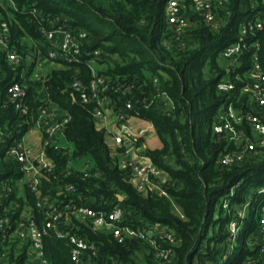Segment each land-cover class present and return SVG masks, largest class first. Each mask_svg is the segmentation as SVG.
<instances>
[{
  "label": "trees",
  "instance_id": "16d2710c",
  "mask_svg": "<svg viewBox=\"0 0 264 264\" xmlns=\"http://www.w3.org/2000/svg\"><path fill=\"white\" fill-rule=\"evenodd\" d=\"M167 1L12 0L0 5V24H9L11 44L23 58L25 39L46 44L39 32L40 20L32 15L34 9L88 33L81 63L52 71L41 89L22 79V65L11 64L0 52V216L14 204L10 213L14 223L31 208L38 225H43L37 199L20 184L23 174L19 165L7 158V151L35 126L44 104L41 94L48 95L70 116L64 135L74 147V158L91 159L92 168L89 177L75 170L66 177L70 156L51 150L55 173L51 181L43 183V190L51 188L54 192L59 184H74L78 204L108 213L119 206L124 211L121 225L146 234V239H118L107 229L94 230L90 221H77L71 234L97 249V264H162L155 257L156 238L147 234L151 224L164 225L175 235L173 252L178 264H251L259 257L262 240L259 211L264 207V194H260L264 187V153L234 167H222L221 155L233 146L214 134V125L219 111L233 98L217 88L224 77L234 81L227 61L220 55L223 49L245 42L240 73L251 68L255 52L264 72V30L246 37L240 30L242 23L264 10V0H230L227 9L220 10L224 27L219 31L205 26L191 10L192 0H187L186 13L197 25L183 33L181 41L176 40L166 22ZM97 50L99 56L89 55ZM92 58L105 66L98 72L112 85L122 81L133 85L127 96L113 91L107 96L116 113L138 116L154 126L162 146L148 149L146 154L167 173L169 182L164 189L169 197L141 192L130 182V168L121 166L112 155L106 131L94 118L97 102L82 101L80 92L71 87L75 80L85 87L90 85L94 77L88 62ZM24 81L29 86L23 101L28 115H21L7 95L9 86ZM128 100L133 101V109H127ZM247 101L243 96L237 106ZM245 205L247 216L234 251L229 248V224ZM30 247L29 240L5 241L0 232V264H28ZM44 254L48 264H75L70 246L52 232L45 236Z\"/></svg>",
  "mask_w": 264,
  "mask_h": 264
},
{
  "label": "built area",
  "instance_id": "2783aa9c",
  "mask_svg": "<svg viewBox=\"0 0 264 264\" xmlns=\"http://www.w3.org/2000/svg\"><path fill=\"white\" fill-rule=\"evenodd\" d=\"M2 1L12 3V0ZM186 2L187 0H168L165 6L166 22L176 35L177 41H181V38L184 37L183 33L197 25V22L191 20L186 13ZM229 3L230 0H192L191 10L205 26L213 31H219L224 27L220 10L227 9ZM32 15L40 20L39 32L46 40V44H43L49 60L63 65L81 63L83 47L88 39L86 31L70 28L58 17L45 15L37 9L32 11ZM43 22L45 24H42ZM240 30L242 37L258 30H264V10L257 12L242 23ZM184 45V42H181L182 48ZM246 49L245 42H238L228 45L220 54L227 61L228 72L234 75V81L231 77H224L217 85L221 93L233 96L227 107L219 111L214 125V134L220 140L224 139L233 146L231 150L224 152L220 157L219 164L225 168L234 167L250 157L264 153V72L259 63L258 52H255L252 55L251 68L244 74L240 73V69L244 68L240 56ZM0 52L4 53L7 60L15 66L24 63L23 57L11 44L9 24L5 21L0 24ZM100 54L98 50L89 53L94 57ZM94 59L92 58L88 62L94 77L90 85L85 87L80 80H75L71 87L80 92L82 101L97 102L93 115L99 124L107 118L104 111L105 106H110L114 111L112 101L107 93L113 91L120 96H127L132 93L134 87L126 81L112 85L94 67ZM47 80L48 77L45 82ZM154 82L157 84L156 80ZM28 90L29 86L25 81L23 83L15 82L7 89L8 97L16 103V108L21 115L29 113L28 107L23 103ZM243 96H247L248 101L244 105L237 106ZM126 107L133 109V101L128 100ZM117 119L114 131L104 130L108 136L107 143L114 147V156L120 165L130 168V182L141 192H158L162 196L169 197L167 190L164 189V185L169 182L168 175L147 156L148 149L142 141L147 136L148 130L153 129L154 126L151 124L148 128L136 131L130 120L141 119L138 116L117 113ZM69 122L70 116L56 118V114L49 108L48 103L44 102L39 108L35 126L14 142L7 151V158L15 161L23 174L20 184L26 186L35 195L36 207L43 212L44 221L40 227L31 212L32 209L29 208L14 223L10 213L15 206L11 204L0 216V232L5 241L10 242L16 239L30 241V251L32 250L34 253V260L32 257L29 259L30 262L33 261L31 264H48L44 256V240L50 232L67 242L75 264H97L94 260L98 255L97 249L90 246L84 238L71 234V230L76 229V222L80 220L90 221L94 230L107 229L118 239H122L124 236H140L146 239V234L142 230H134L121 225L124 211L119 206L108 213L78 204L75 199L78 193L74 184H59L54 192L51 188L43 190V183L51 181V177L55 173V163L50 155L51 150L70 156L66 177L73 170L83 173L84 177H89L88 172L92 168L91 161L74 158V147L63 144L66 140L64 131ZM32 129H36L40 133L41 144L39 147L32 146L26 139ZM80 164L82 166L78 170L77 165ZM260 194H264V187L260 189ZM225 207L228 208L227 202H225ZM247 209L248 205L239 209L236 218L232 219L229 224V248L231 250L237 249L236 245L243 221L247 216ZM259 212L262 240L258 249L259 257L251 264H264V207ZM156 226L159 224H151L147 231V234L151 233L156 238L153 242L156 247L155 257L162 264H178L173 252V246L176 244L175 235L168 230L162 232L154 230Z\"/></svg>",
  "mask_w": 264,
  "mask_h": 264
},
{
  "label": "crops",
  "instance_id": "0c3cea01",
  "mask_svg": "<svg viewBox=\"0 0 264 264\" xmlns=\"http://www.w3.org/2000/svg\"><path fill=\"white\" fill-rule=\"evenodd\" d=\"M4 1L0 0V5L3 4ZM27 51H26V56L23 58L24 63L22 64V69L21 72L19 73V76L22 79L27 80L28 82L34 84L35 88L41 89L44 86L45 79L50 75V73L54 70H63L67 69L65 65L59 62H53L49 60L46 56V51L44 49V44H35L32 42L30 38L25 39ZM43 52V53H42ZM45 52V54H44ZM30 67V71L28 72V69L26 67ZM19 67V66H17ZM94 67L97 70H102L105 66L104 65H98L94 64ZM26 82V81H25ZM43 92V90H42ZM41 92V93H42ZM44 102L48 103L49 108L56 114V118H61L62 116H67L68 114L64 111H62L59 107H57L53 102L49 99L48 95H42ZM104 111L106 112V120L97 124L100 129H105L107 132L114 131L116 126H117V113L113 110H111L110 106H105ZM69 116V115H68ZM131 124H133L134 128L136 131L144 128H148L151 123L149 121L143 120V119H131ZM106 137H108L106 135ZM27 141L29 144H31L34 147H39L41 144V138H40V133L35 129H32L28 134H27ZM143 143L145 144V147L147 149H158L161 148L162 143L157 135V132L155 128L149 129L147 132V136L142 139ZM64 142L69 143L67 146L73 147L72 143L69 141L65 140ZM108 142V139H107ZM110 145V143H109ZM111 153L114 156V147L110 145ZM91 161V159H89ZM92 163V161H91ZM81 164L77 165V169H81ZM175 211L181 216L182 212L179 210V208L175 207ZM154 230H168L167 227L164 225H159L154 227ZM29 259L32 257L34 260V253L31 250L29 253ZM31 262H33L31 260ZM30 260L28 264H31Z\"/></svg>",
  "mask_w": 264,
  "mask_h": 264
},
{
  "label": "rangeland",
  "instance_id": "374dc122",
  "mask_svg": "<svg viewBox=\"0 0 264 264\" xmlns=\"http://www.w3.org/2000/svg\"><path fill=\"white\" fill-rule=\"evenodd\" d=\"M26 68L28 69V72H29L30 71V67L28 66ZM63 144L69 145V143H67V142H63ZM86 160H89V159L87 158Z\"/></svg>",
  "mask_w": 264,
  "mask_h": 264
},
{
  "label": "water",
  "instance_id": "95a60500",
  "mask_svg": "<svg viewBox=\"0 0 264 264\" xmlns=\"http://www.w3.org/2000/svg\"><path fill=\"white\" fill-rule=\"evenodd\" d=\"M122 198H123V197H120V199H121V200H122ZM151 236H152V234H151V233H149V237H151Z\"/></svg>",
  "mask_w": 264,
  "mask_h": 264
}]
</instances>
